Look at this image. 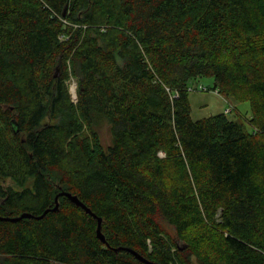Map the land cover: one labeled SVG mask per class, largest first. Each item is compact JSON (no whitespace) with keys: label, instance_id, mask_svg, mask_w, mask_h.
I'll list each match as a JSON object with an SVG mask.
<instances>
[{"label":"trees","instance_id":"trees-1","mask_svg":"<svg viewBox=\"0 0 264 264\" xmlns=\"http://www.w3.org/2000/svg\"><path fill=\"white\" fill-rule=\"evenodd\" d=\"M0 180V264H264V0H0Z\"/></svg>","mask_w":264,"mask_h":264},{"label":"rangeland","instance_id":"rangeland-1","mask_svg":"<svg viewBox=\"0 0 264 264\" xmlns=\"http://www.w3.org/2000/svg\"><path fill=\"white\" fill-rule=\"evenodd\" d=\"M214 86V79L210 77H202L193 80L190 84L189 100L191 105V115L193 120H201L212 117L220 113H226V110L231 109V113H228V117L231 120L245 123L247 129L252 131V126L248 123V119L251 117V107L248 102L238 103L233 100H228L219 95L212 88ZM204 88L206 90H204ZM76 83L74 80L70 82V91L74 100L77 99ZM99 134L101 136L102 143L105 147H108L112 142V136L109 125L105 122L99 127ZM1 181V180H0ZM5 186H12L16 189L11 180L2 182ZM174 235V233H172Z\"/></svg>","mask_w":264,"mask_h":264},{"label":"water","instance_id":"water-1","mask_svg":"<svg viewBox=\"0 0 264 264\" xmlns=\"http://www.w3.org/2000/svg\"><path fill=\"white\" fill-rule=\"evenodd\" d=\"M55 77H57V75H55ZM60 196H66L68 197L69 199H71L72 202H74L77 206L83 208L88 214L94 216L95 218H97L93 213L92 211L86 207L85 204H83L79 199L78 197L76 196H72L71 194L69 193H61L60 195H58L56 197V206L54 209H52L51 211H57L58 208H59V202H58V199ZM50 211V210H48ZM48 211H46L42 216L40 217H37L38 219H41L43 218L47 213ZM25 218H33V216L31 214H22L21 216H19L18 218H3V217H0V221H18V220H22V219H25ZM101 225H102V219L98 218V228H97V235H98V238L102 241V242H105V236L103 235L102 233V230H101ZM121 250H127L129 251L130 253H132L134 256H136L138 259H140L141 261L147 263V264H153V263H150L149 261H147L145 258H143L141 255H139L137 252L131 250V249H126V248H119ZM118 251V249H117Z\"/></svg>","mask_w":264,"mask_h":264},{"label":"built area","instance_id":"built-area-1","mask_svg":"<svg viewBox=\"0 0 264 264\" xmlns=\"http://www.w3.org/2000/svg\"><path fill=\"white\" fill-rule=\"evenodd\" d=\"M204 90H206L205 88H204ZM231 109H228V110H226V113H231Z\"/></svg>","mask_w":264,"mask_h":264}]
</instances>
